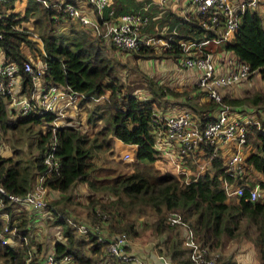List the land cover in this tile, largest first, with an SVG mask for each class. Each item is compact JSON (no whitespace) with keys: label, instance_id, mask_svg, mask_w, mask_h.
Wrapping results in <instances>:
<instances>
[{"label":"trees","instance_id":"1","mask_svg":"<svg viewBox=\"0 0 264 264\" xmlns=\"http://www.w3.org/2000/svg\"><path fill=\"white\" fill-rule=\"evenodd\" d=\"M24 1L22 9L14 10L15 0H0V48L4 60L18 67L22 94L29 95L33 86L30 73L24 70V64L30 62L29 51L32 56L38 55L43 64L41 80L44 84H57L75 91L78 107L86 108L88 125L97 124L103 118L106 121V126L90 135L64 118L54 125L51 121L55 114L35 104L27 113L16 115L15 109L8 107L10 96L0 89V145L2 141L9 142L14 150L13 156L0 154V184L7 192L23 194L42 176L46 192L52 189L59 193L46 200L51 217L45 219L46 223L61 228V235L55 238L51 248L56 258L69 254L74 264H114L120 260L108 254L106 243L99 236L126 233L133 238L143 226L157 236L154 245L159 255L176 264H195L190 259L191 249L184 245L181 226L166 221L167 213L175 211L193 230L199 245L207 248L205 256L211 251L217 253L214 264H240L235 259V250L242 241L255 248L259 264H264V197L247 198L248 189L264 181L258 175L264 177V91L252 90L239 96L223 92L222 100L215 101L206 99L196 83L191 88H178L150 77L146 78L148 94L143 97L124 90L115 69L116 63L122 65L118 56L129 51L135 59L164 58L179 65L184 55L180 41L218 36L223 26L221 20L205 28L200 19L207 18V13L184 10L179 14L165 9L163 17L155 23L163 20L167 25L164 33L157 35L166 40L167 46L143 44L125 50L74 19L66 6L76 3L75 0ZM149 1L152 0L144 2ZM133 3V0H117V7L105 6L96 19L108 20L143 2L131 8L127 6ZM108 9H112V16L107 15ZM240 16L230 40L218 43L211 51L214 42L205 44L198 54L223 51L233 60L248 65L249 73L242 80H249L254 74L264 79V5L246 9ZM92 101L95 104H90ZM222 103L234 107L240 114L254 116L255 121L247 124L242 172L230 175L222 153L218 152L210 158L207 167L194 176L193 172L213 149L203 142L195 149L201 155L188 150L177 156L187 165L188 174L161 169L162 155L156 147L154 132L164 122V116L177 108H187L202 127L212 120L213 112ZM24 134L29 135L25 138L27 147L34 144L36 148V152L25 158L19 147ZM115 139L129 148L135 147L129 164L131 170L107 179L98 178L94 159L103 149L111 148ZM51 152L49 166L44 158ZM225 179L241 185L242 194L228 197L222 186ZM77 182L87 186L83 194L85 204L80 193L74 191ZM17 205L3 197L1 212L8 213V225L15 226L20 235L29 238L30 216L26 210H18ZM79 205L86 211L84 219L78 216ZM140 213H148L151 222L139 220L137 214ZM2 222L0 219V228ZM79 224H84L83 232L78 230ZM32 240L0 244V264H34L42 246L38 242L32 245ZM227 241H233L235 246L224 254L220 249ZM29 254L32 259L26 261Z\"/></svg>","mask_w":264,"mask_h":264},{"label":"built area","instance_id":"2","mask_svg":"<svg viewBox=\"0 0 264 264\" xmlns=\"http://www.w3.org/2000/svg\"><path fill=\"white\" fill-rule=\"evenodd\" d=\"M42 1L45 2V0ZM89 1L95 6L96 15H102V11L105 6H108L109 0ZM77 3H68L66 6L67 12L73 17H78L83 25L89 27L93 32L100 33L103 38L111 40L114 45L121 49H136L143 44L167 46L164 38L146 32L145 29L148 27L151 19L146 12L147 7L130 9L108 20L99 22L96 18L82 14L78 8L79 3ZM260 4L264 5V2H261V0H190L188 9L185 11L192 10V12H199L203 15L208 14L206 15L207 18L200 19L203 27H213L220 20L223 23L218 36L200 41H180L179 43L184 52L183 59L180 61V67L196 71V83L205 98L221 101V90L242 81L249 73V67L246 63L231 59L223 68H220L217 62H214L215 58H212V55L208 53L198 54L199 50L203 48V45L210 42L220 43L230 40L241 19V13L246 9H256ZM107 15H113L112 9H108ZM24 70L30 73L33 84L29 95L22 94V82L17 65L13 62H6L0 48V78L3 79L2 82L0 81V89L6 91L10 96L8 103H11L10 107L14 108L17 114L23 115L27 113L32 108V104H35V107L39 106L45 112H53L55 117L51 122L57 125L59 123L56 120L65 119L64 115L67 112L77 108L78 102L76 101L77 94L75 91L67 90L57 84H44L41 80L43 72L41 60H38L37 64L31 61L26 62ZM163 120L164 122L162 121L155 128L154 132L156 147L161 155L172 158L174 155L177 157L179 153L181 154V152H187L188 150H194L195 153L201 155V152L195 149L199 148L202 142L204 144L209 143L213 149L208 158H206L207 160L199 164L198 168L193 172L194 176L207 167L210 158L217 155L218 152L222 153L230 175L234 176L242 172L241 163L245 156L244 148L247 124L255 121L254 119L246 117L236 112L234 107L222 103L213 112L212 120L206 121L202 127H200L196 115L187 108H177L171 114H166ZM52 153L44 158V163L49 166L52 164ZM130 157L128 152L123 153L124 159L127 160ZM182 162L178 158L175 160L176 172L188 174L187 165ZM188 179L189 177L186 175V180ZM41 181L42 176H38L36 183L23 194L7 192L0 184V219L3 221L0 228V244L14 245L20 242L25 243L28 240L26 235H20L16 231L15 226L11 227L8 225V213L1 212L3 197H6L9 201L18 203L17 206L23 205L28 207L31 213L47 210L46 200L48 192L43 188ZM222 186L228 197L242 194L243 192L242 186L237 184L235 180L234 182H229L225 179ZM50 195L52 196L53 193H50ZM263 197L264 181L256 183L248 189V199L255 200ZM48 216L51 217L47 215L45 219ZM166 221L170 224L176 223L181 226L184 245L191 249L190 259L195 264H214L217 253L211 251L209 252V256H205L207 248L199 245L193 230L182 221L177 212L167 213ZM78 230L83 232L85 230L84 224H79ZM99 230L100 228L98 232ZM99 238L102 242L106 243L108 254L112 257H117L123 263L150 264L141 255L128 251L127 247L125 249V246L129 244L126 233L113 234L111 237L104 235L99 236ZM31 255H28L26 261L32 259ZM157 256L162 264H176V262L171 261L166 256L159 254ZM71 258L69 254L56 258L54 251L50 249L36 260L34 264H74Z\"/></svg>","mask_w":264,"mask_h":264},{"label":"rangeland","instance_id":"3","mask_svg":"<svg viewBox=\"0 0 264 264\" xmlns=\"http://www.w3.org/2000/svg\"><path fill=\"white\" fill-rule=\"evenodd\" d=\"M15 8L14 10H20L22 9V6L24 5V0H15ZM60 2L64 0H59ZM76 2L79 3L78 8L81 10L82 14H85L87 16H91L93 18H96V12L94 9V5L90 3L89 0H75ZM112 1V7H117V0H111ZM135 3L133 4H128L127 6L129 8L134 7L138 5L139 3L143 2L142 4L136 6L135 8H140V7H147L146 12L150 16V21L149 24L145 30L148 31L149 33H152L154 35H160V33H164V30L159 32L160 29L163 27H166L167 25L162 24L164 23L163 20L160 21V23H155L156 19V14L152 13V7L153 8H163L166 7L168 4L166 2H162V0H153L154 2L159 4H164L163 6L158 5L154 6L155 4L152 3L153 1L149 2H144L146 0H133ZM137 1V2H136ZM109 2V1H108ZM111 7V8H112ZM164 15V14H163ZM162 15V17H163ZM74 19H78V17L74 16ZM76 21V20H75ZM158 24H161L162 26H159ZM89 29V27H87ZM90 30V29H89ZM91 31V30H90ZM92 32V31H91ZM32 37L34 39L38 40V37L36 34H33ZM40 42V41H39ZM218 46V43H212L211 44V50H214V48ZM219 51L216 54H212V58H215V61H220L224 62L226 60V57L224 54H221ZM29 59L31 62L34 64L38 63V60H40L39 56H32L30 52L28 51ZM218 54H221L225 57V59H222V57H219ZM219 58H217V57ZM119 60H121L122 65L119 63H116L115 69L118 73V76L120 77V81L124 85V90L129 89L130 91L135 92L136 94H139V96H145V94H148L146 89L148 88V81L146 78H153V79H158L162 82L168 83L170 86L174 85L178 88H191L194 83H196V72L194 70H188L180 67V64L177 65V63L173 60H168L164 58H150V59H135L133 58V54L131 51L129 52H124L121 55L118 56ZM197 84V83H196ZM236 87H234L232 90H221L223 93H228L231 91V95L239 96V95H244L247 93L252 92V90H260L264 91V79L259 77L258 75L254 74L249 80H242L238 82ZM198 86V85H197ZM199 88V87H198ZM196 88V89H198ZM207 99V98H206ZM90 104H95V101L90 102ZM11 106V103H8V107ZM17 115V111L15 110L14 112ZM89 113V112H88ZM254 114V113H253ZM65 119L69 120V122L78 124L79 126L82 127V129H85L88 131V133L91 135L92 133L97 132V130L101 129L103 126H106V121L103 118L101 122L95 123L94 125H88L86 121L87 113H86V108L84 107H78L74 110H70V112H67L65 115ZM246 116V115H245ZM249 116V115H248ZM247 117V116H246ZM252 119L254 116H249ZM257 119V117L255 116ZM56 122L60 123L62 122L61 119L56 120ZM43 127H46L45 124H43ZM29 135L24 134L22 135L21 138V145H19L20 148L23 149L22 155L23 157L29 156L31 153L36 152V148L34 144L30 148L27 147L26 139ZM114 143H112L111 148L109 149H103L102 153H99L100 155L95 158L94 162H96V168L95 173L96 177L98 178H104L107 179L109 177H112L114 174L118 173H124L128 172L131 170L130 163H132V154L135 149L134 146L129 148L127 145L121 143L120 141H117L116 139L113 140ZM121 143V145L119 144ZM3 145H0V154L4 156H10L14 155V150L11 147V144L7 142L9 145L6 143V141H2ZM128 152L130 154L129 159H124L123 158V153ZM177 157L174 155L172 158L170 157H165L162 155V159L159 162V165L161 169H169L172 171L176 172V167H175V160ZM103 169V170H101ZM78 184L74 187V191H77L80 193V196H84L83 194L86 193L87 191V186L86 184L82 182H77ZM59 193H55L54 196H57ZM82 202L85 204V199L84 197L82 198ZM51 196H47V200L50 199ZM18 210H26V213L30 216V221H31V227L29 232V238H32V245H35V242H38L41 244V254L38 256L40 258L42 256V253L47 251V246L49 242L53 244L54 238L53 237H59L61 235V228L60 227H55L53 224H49L45 222V218L47 215L51 216V213H48L47 210H43L42 212H30V209L26 206L19 205L17 206ZM33 211V210H32ZM77 212L78 216L81 219H84L86 216V211L82 205H79L77 207ZM40 213V214H39ZM149 214L148 213H140L137 214V218L139 220H143L144 222H151L149 219ZM40 223V224H38ZM54 227L56 231H54ZM141 229V228H140ZM35 232V233H34ZM57 234V235H55ZM28 238V240H29ZM158 238L157 236H153L152 234L149 233L147 229H142L139 231V235L134 236L133 238L128 237V251L136 253V254H143V259L148 261L147 256H149L151 253H147L149 250L155 255L159 254L157 247L154 245L155 241H157ZM49 241V242H48ZM50 243V244H51ZM235 246V243L233 241H227L220 251H222L224 254L230 252V250H233ZM46 250V251H45ZM235 259L239 261L240 264H259L260 259L258 258L257 251L255 250L252 245L247 242V241H242V243L236 245V250H235ZM39 254V253H38ZM150 263V262H149ZM114 264H129V263H123L121 261H116ZM151 264V263H150Z\"/></svg>","mask_w":264,"mask_h":264},{"label":"crops","instance_id":"4","mask_svg":"<svg viewBox=\"0 0 264 264\" xmlns=\"http://www.w3.org/2000/svg\"><path fill=\"white\" fill-rule=\"evenodd\" d=\"M153 1V0H152ZM168 2L169 0H162V2ZM261 2H264V1H262L261 0ZM152 3H154L155 5L154 6H158V5H161V6H163L164 4H159V1H158V3H156V2H152ZM188 5H189V0H170L169 2H168V4L166 5V7H163V8H158V7H156V8H153L152 7V13L153 14H156V17H161L162 15H163V11L166 9V10H170V11H174V12H177V13H182L184 10H187L188 9ZM108 6L110 7H112V1L111 0H109V2H108ZM113 8V7H112ZM163 24H165V23H163ZM149 27V26H148ZM167 29V26L165 27V30ZM161 31H163L164 30V28L162 27L161 29H160ZM160 32V31H159ZM221 54H224L226 57H228V58H226V60H227V62L226 61H224V62H220V61H216L217 62V64H218V66L220 67V68H223L224 67V65L226 64V63H228L229 62V60H231V59H233V57H231L228 53H224L223 51L222 52H220ZM221 54H218V56L219 57H222V59H225V57L223 56V55H221ZM217 57V56H216ZM219 57H217V58H219ZM188 70H190V69H188ZM191 70H193V69H191ZM190 70V71H191ZM195 71V70H194ZM196 72V71H195ZM196 75H197V73H196ZM196 82V81H195ZM237 85H239V84H237V83H234V84H232L231 86H227L224 90H232L234 87H236ZM198 90H201V89H198ZM228 94H230L231 95V91H229L228 92ZM248 116V115H247ZM249 116H251V115H249ZM248 116V117H249ZM249 118H251V117H249ZM119 144L121 145V143L119 142ZM261 178H263L264 179V177L263 176H261L260 174H258ZM262 179V180H263ZM51 193H53V195L57 192V191H55V190H52L51 189V191H50ZM49 192V193H50ZM48 193V195H50ZM58 193V192H57ZM58 195V194H57ZM38 224H40V223H38ZM54 231H56V229H55V227H54ZM35 233V232H34ZM55 235H57V234H55ZM54 239L56 238V237H53ZM49 242V241H48ZM51 242H49V244H48V246H47V251L48 250H50L51 248H52V246H53V244L51 243ZM46 251V250H45ZM46 251V252H47ZM45 253V252H44ZM44 253L42 254V256L44 255ZM148 254L149 253H151L149 256H147V258H148V262H150L151 264H162V262H161V260H159L158 259V256L157 255H155V253L153 254L150 250L147 252ZM141 255H143V254H141ZM41 256V257H42ZM142 258H143V256H141Z\"/></svg>","mask_w":264,"mask_h":264}]
</instances>
